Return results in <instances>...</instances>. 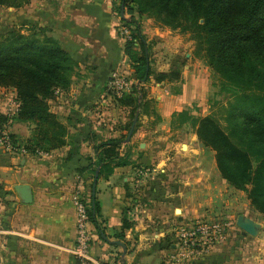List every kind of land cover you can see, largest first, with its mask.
<instances>
[{
  "label": "crops",
  "instance_id": "crops-1",
  "mask_svg": "<svg viewBox=\"0 0 264 264\" xmlns=\"http://www.w3.org/2000/svg\"><path fill=\"white\" fill-rule=\"evenodd\" d=\"M119 4L120 0H29L22 8H7L16 13L18 28H48L75 68L69 89L57 91L48 101L50 112L67 128L65 146L37 156L5 153L0 147V264H78L71 254L76 222L71 198L80 189L87 203L92 202L91 137L97 142L119 138L129 121L130 108L117 105L106 94V84L118 70L137 85L124 53L125 40L118 34ZM138 22L149 46L151 74L142 84L146 105L138 110L133 134L120 149L129 154L130 165L115 168L96 183L94 201L100 216L97 225L90 224L95 264H162L176 223L214 218L232 207V188L221 179L213 153L199 145L188 122L173 117L191 108L204 92L203 84L191 75L192 54L187 52L183 63V46L171 40L169 30L152 19ZM176 67L181 69L179 81H156L155 74ZM7 91H13L14 99L13 89L0 87L1 94ZM20 131L11 134L23 140ZM26 133L27 139L30 132ZM19 185L31 190L30 203L15 192ZM125 215L132 227L121 230ZM242 215L260 224L256 237L238 232L241 244L218 247L191 264H264V220L259 214ZM109 242H119L124 249Z\"/></svg>",
  "mask_w": 264,
  "mask_h": 264
},
{
  "label": "trees",
  "instance_id": "trees-1",
  "mask_svg": "<svg viewBox=\"0 0 264 264\" xmlns=\"http://www.w3.org/2000/svg\"><path fill=\"white\" fill-rule=\"evenodd\" d=\"M28 2L0 0V7L19 9ZM123 9L130 15L128 21H121L130 32L124 53L137 85L133 84L129 93L113 98L117 105L130 108L126 133L101 142L91 137L92 180L97 167L100 177L131 163L129 154H121L120 149L135 114L146 105L142 84L151 74L149 46L138 21L148 18L161 28L189 34L195 43L193 56L204 60L223 80L220 90L229 94L222 105L225 126L213 114L198 118L184 110L173 117L188 122L199 142L214 152L221 179L245 192L252 210L264 217V0H120L118 12ZM49 33L48 28L36 25L0 33V87L13 89L17 104L11 124L33 125L25 140L7 133L13 153L23 151L37 156L66 144L67 128L50 112L48 101L57 91L69 89L75 65ZM180 75L181 69L176 67L155 74V79L174 82L180 80ZM8 121L7 115L0 113V136L11 125ZM84 201L90 223L97 225V202ZM131 227L127 216H123L121 230Z\"/></svg>",
  "mask_w": 264,
  "mask_h": 264
},
{
  "label": "built area",
  "instance_id": "built-area-1",
  "mask_svg": "<svg viewBox=\"0 0 264 264\" xmlns=\"http://www.w3.org/2000/svg\"><path fill=\"white\" fill-rule=\"evenodd\" d=\"M118 34L125 41L130 40L129 30L121 25ZM130 80L120 71H113L107 81V95L113 99L128 93L131 88ZM12 110L4 112L10 118L17 110V104L13 99ZM7 130L0 136V147L5 152H13V147L7 135ZM72 204L75 208V239L71 254L78 264H95L91 254V230L87 216V207L83 193L75 189L72 194ZM236 229L235 221L226 218L223 220L194 219L178 222L173 229V241L170 243V251L164 256L162 264H191L196 260L209 256L216 248L226 244L232 231Z\"/></svg>",
  "mask_w": 264,
  "mask_h": 264
},
{
  "label": "rangeland",
  "instance_id": "rangeland-1",
  "mask_svg": "<svg viewBox=\"0 0 264 264\" xmlns=\"http://www.w3.org/2000/svg\"><path fill=\"white\" fill-rule=\"evenodd\" d=\"M15 16H16V13L14 11H7V8L0 7V33H4L5 31L9 29L10 30L18 29V27H16L17 25H16ZM163 29H167L171 32V35H170L171 40L174 39L177 42L179 41V44H182L183 47H182L181 53L179 54L180 56L179 59L183 60V63H186L185 54L188 52V53H191L193 56L194 48H195V43L190 38V35L180 34L178 33L177 30L171 31L170 29L165 28V27H163ZM190 63L192 64L191 70H190L191 75H194L195 79L199 80V82L203 84L204 92L201 93L200 97L198 96V99L193 104V106L188 109L189 112L190 113L196 112L198 116H195V117H198V118L213 114L214 116H216V118L219 119L221 124L225 126V123H224L225 112H224V108H222V105H224L229 100V94L220 90L221 82L223 80L215 72H213L210 68L206 66L204 60H200L193 56ZM125 76L128 78L126 74ZM12 96H13V91H7L3 94L0 93V99L2 100L0 101L1 103L0 113H4L6 112V110H12V107H11L13 103ZM4 106H5V110H3ZM32 127H33L32 124L12 123L10 128H7V132L9 129L10 131L8 133H11V132L13 133L14 131L16 132V131L21 130L20 132H23V137L25 138V136L27 135L26 132H30L28 135L30 136ZM14 136L16 137V139L17 138L18 140L20 139L19 135H14ZM24 138L23 140L26 139ZM207 151L212 152L213 153L212 156L214 158V152L208 148H207ZM229 197L232 202L231 208H228L222 211V214L218 215L217 217L207 218L205 220H223L226 218H229V219L231 218L233 221H235V218L238 215H242V214H246V215L257 214L258 215L257 212L252 210L249 204V200L247 199V194L245 192L238 191L232 188V190L230 191ZM227 216H232V217H227ZM260 216L264 220V217L262 215ZM232 232L233 233L227 240L225 246L227 245L235 246L236 244L243 242L238 238L239 230L237 228ZM225 246H223V248ZM169 251L170 249H167V246H166V249L163 251V253H165L166 255Z\"/></svg>",
  "mask_w": 264,
  "mask_h": 264
},
{
  "label": "water",
  "instance_id": "water-1",
  "mask_svg": "<svg viewBox=\"0 0 264 264\" xmlns=\"http://www.w3.org/2000/svg\"><path fill=\"white\" fill-rule=\"evenodd\" d=\"M121 17H122V19L128 21V19L124 18L122 10H121ZM137 119H138V112L135 114V116L133 118V121L131 123V126L129 128V131H128L126 139H125V143H127L131 138V135L133 134V130L135 128V124L137 122ZM199 145L202 146V143H200ZM98 174H99V167L96 168L94 176H93V180H92V187H91L92 204L94 202V195H95L96 183L98 180ZM14 190L16 193L19 194L21 200L24 203L28 204L32 201L31 190L29 189L28 186H26V185L15 186ZM235 226L239 230V232L242 236H244V237L250 236L253 238L258 235V232H259L260 227H261L260 224H258L253 218L245 217L243 215H238L236 217ZM109 243L116 245V246H119L122 249H124V246L119 242H109Z\"/></svg>",
  "mask_w": 264,
  "mask_h": 264
}]
</instances>
